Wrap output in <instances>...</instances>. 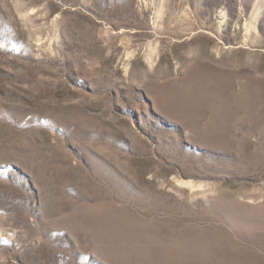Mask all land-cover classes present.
<instances>
[{"label": "rangeland", "instance_id": "obj_1", "mask_svg": "<svg viewBox=\"0 0 264 264\" xmlns=\"http://www.w3.org/2000/svg\"><path fill=\"white\" fill-rule=\"evenodd\" d=\"M0 264H264V0H0Z\"/></svg>", "mask_w": 264, "mask_h": 264}, {"label": "bare ground", "instance_id": "obj_2", "mask_svg": "<svg viewBox=\"0 0 264 264\" xmlns=\"http://www.w3.org/2000/svg\"><path fill=\"white\" fill-rule=\"evenodd\" d=\"M166 263V262H165Z\"/></svg>", "mask_w": 264, "mask_h": 264}]
</instances>
